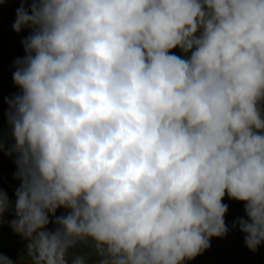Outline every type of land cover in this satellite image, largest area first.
Instances as JSON below:
<instances>
[{"label": "clouds", "instance_id": "clouds-1", "mask_svg": "<svg viewBox=\"0 0 264 264\" xmlns=\"http://www.w3.org/2000/svg\"><path fill=\"white\" fill-rule=\"evenodd\" d=\"M24 29L0 224L28 264H186L227 235L226 194L258 250L264 0H21Z\"/></svg>", "mask_w": 264, "mask_h": 264}, {"label": "crops", "instance_id": "crops-1", "mask_svg": "<svg viewBox=\"0 0 264 264\" xmlns=\"http://www.w3.org/2000/svg\"><path fill=\"white\" fill-rule=\"evenodd\" d=\"M21 6V0H7L0 3V134L6 144L11 143L10 127L6 113L8 105L6 100L20 92L13 83L12 75L15 70L14 61L25 55L22 40L29 34V29L20 33L13 30L16 19V11ZM28 7L29 5H25ZM178 56H183L179 48L171 50ZM16 165L14 157L0 151V189L7 192L10 200H15V190L19 187V181L14 178ZM222 203L228 205L225 215V223L228 233L222 238H212L211 247L203 254L197 256L186 264H264V243L256 252H252L245 245V234L239 227H233V222L238 218L247 219L244 203L231 200L225 195ZM63 210H58L60 215ZM14 219V213L9 212L4 216V222L0 224V254L12 259L16 264H28L26 242L9 227V221ZM51 227V225H50Z\"/></svg>", "mask_w": 264, "mask_h": 264}]
</instances>
